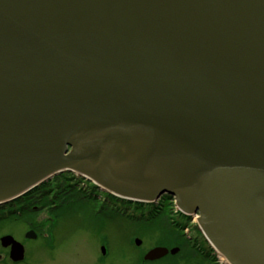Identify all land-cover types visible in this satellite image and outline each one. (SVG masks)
Returning <instances> with one entry per match:
<instances>
[{"label": "water", "instance_id": "95a60500", "mask_svg": "<svg viewBox=\"0 0 264 264\" xmlns=\"http://www.w3.org/2000/svg\"><path fill=\"white\" fill-rule=\"evenodd\" d=\"M64 172L264 264V0H0V205Z\"/></svg>", "mask_w": 264, "mask_h": 264}, {"label": "rangeland", "instance_id": "374dc122", "mask_svg": "<svg viewBox=\"0 0 264 264\" xmlns=\"http://www.w3.org/2000/svg\"><path fill=\"white\" fill-rule=\"evenodd\" d=\"M72 175L54 176L0 206V236L10 234L25 246V260L19 264H94L96 256L102 258L101 264H140L142 254L153 245L177 248L175 255L154 264H224L195 217L178 211L169 196L158 203L162 209L155 212L156 205L115 200L106 194L96 198L97 192L89 184ZM53 204L61 205L60 211L68 206L70 215L53 223L48 211ZM26 221L41 224L37 231L44 236L51 227L53 239L48 235L47 245L40 238L25 239ZM134 238L141 240L139 246ZM102 246L106 247L104 255ZM6 251L0 245V254ZM5 256L0 264L10 263Z\"/></svg>", "mask_w": 264, "mask_h": 264}, {"label": "flooded vegetation", "instance_id": "af4514ba", "mask_svg": "<svg viewBox=\"0 0 264 264\" xmlns=\"http://www.w3.org/2000/svg\"><path fill=\"white\" fill-rule=\"evenodd\" d=\"M73 176V175H72ZM75 178H77V180H81V181H84V182H86V184H89V182L88 181H86V180H84V179H81V178H79V177H77V176H75ZM39 187V186H38ZM91 188L90 189H92L93 187L92 186H90ZM94 191H96L97 192V194H96V198H97V196L99 195V194H101V195H104V194H106V193H104V192H102L101 190H99V189H97V188H95L94 187V189H93ZM107 195V194H106ZM108 196H110V195H108ZM112 199H115V200H118L117 198H115V197H113V196H110ZM166 197V195H163V196H161V197H159V199L155 202V203H151V205H153V206H157V210H155V212H158V211H160L159 209H162V208H160V206H159V204L158 203H160L161 202V200H163L164 198ZM149 207H151L149 204H147ZM0 206H6V204H3V205H0ZM20 207L22 206V204H20L19 205ZM50 208H49V213H50V220L51 221H54L53 223H55L56 221H57V219H58V221L60 220V218L62 217V216H60L59 214L60 213H62V211H60L59 210V208L61 207V205L59 206V205H51V206H49ZM68 207V206H67ZM67 207H65V210L67 209ZM36 209H38V207L37 206H34V210H36ZM64 211V210H63ZM66 212H67V214H69L70 215V211H68V210H66ZM46 221H48V220H46ZM102 220H100V222H101ZM50 223V222H49ZM52 223V222H51ZM52 223V226L53 227H55L54 226V224ZM102 223V222H101ZM26 226L28 227L27 228V230H34L35 232H36V234H37V237H36V239H38V238H40V239H42L43 240V242H44V244L45 245H47V237H48V235H50V237H51V239H53L52 237H53V235H52V229H51V227H50V230H49V232L48 233H46L45 234V236L44 235H40L39 233H38V231H37V227L38 226H41V224H36V223H34V222H31V221H26ZM39 228V227H38ZM26 230V231H27ZM41 230V229H40ZM43 231V230H42ZM156 245H153V246H151V248H153V247H155ZM163 247H165L167 250H168V252H167V254L163 257V258H161V259H168L170 256H172L171 255V253H170V249L171 248H169L168 246H163ZM151 248H149V249H151ZM4 249H6L7 251L5 252V253H1V255H2V259L1 260H3L6 256V254H7V258H8V253H9V247H6V248H4ZM143 255H144V253L142 254V256H141V260L139 261L140 262V264H146L145 263V261H143ZM25 256H26V250H25ZM0 260V261H1ZM8 260L10 261V263L11 264H19V263H21V262H23L24 260H25V258L22 260V261H20V262H13V261H11L9 258H8ZM146 262H149V261H146ZM9 263V264H10ZM102 263V258L101 257H98V256H96L95 257V259H94V264H101ZM150 264V263H149Z\"/></svg>", "mask_w": 264, "mask_h": 264}, {"label": "bare ground", "instance_id": "6f19581e", "mask_svg": "<svg viewBox=\"0 0 264 264\" xmlns=\"http://www.w3.org/2000/svg\"><path fill=\"white\" fill-rule=\"evenodd\" d=\"M72 174L71 172H64V173H60L59 175H64V174ZM59 175H57V176H59ZM73 175H75V174H73ZM75 176H77V175H75ZM77 177H79V176H77ZM53 178V177H52ZM51 178V179H52ZM79 178H81V177H79ZM51 179H49V180H51ZM81 179H84V178H81ZM49 180H47L46 182H48ZM84 180H86V179H84ZM86 181H88V180H86ZM46 182H44V183H42V184H40V186L41 185H43V184H45ZM89 182V186H92L93 188L92 189H94V187L95 188H97V189H99V190H101L102 192H104V193H106L107 195H110V196H113V195H111L110 193H108V192H106V191H103L101 188H99L98 186H96L92 181H88ZM114 197V196H113ZM119 200H123V199H119ZM124 201V200H123ZM221 259V258H220ZM222 260V259H221Z\"/></svg>", "mask_w": 264, "mask_h": 264}, {"label": "trees", "instance_id": "16d2710c", "mask_svg": "<svg viewBox=\"0 0 264 264\" xmlns=\"http://www.w3.org/2000/svg\"><path fill=\"white\" fill-rule=\"evenodd\" d=\"M66 213H67L66 210H64V211H62V213H60L59 215L62 216V217H64ZM15 220H16V218H15ZM18 220H19V218H18ZM102 226H103V225H102Z\"/></svg>", "mask_w": 264, "mask_h": 264}]
</instances>
